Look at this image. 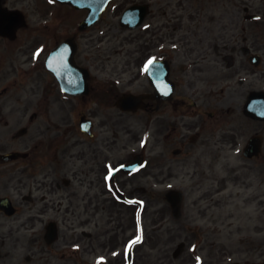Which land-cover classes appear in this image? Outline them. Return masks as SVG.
<instances>
[{
    "label": "rangeland",
    "instance_id": "1",
    "mask_svg": "<svg viewBox=\"0 0 264 264\" xmlns=\"http://www.w3.org/2000/svg\"><path fill=\"white\" fill-rule=\"evenodd\" d=\"M133 3H146L149 14L141 26L128 29L119 17ZM83 14L70 11L69 17L81 20ZM163 23L176 42L164 48L175 65L189 69L194 83L180 86V110L132 115L109 105L108 115L116 117L112 167L137 154L141 167L116 176L117 198L104 191L103 181L100 207L95 211L98 202L86 200L84 213L77 207L64 213L67 200L54 198L47 213H35L28 181L19 211L11 217L0 213V264H126L130 245V264H264V143L258 159L242 156L252 134L264 138V120L242 116L249 94L264 91V0H114L80 40L85 63L103 69V79L124 69L128 83L131 55L147 46L148 59L159 57ZM181 36L190 41L187 59ZM206 41H212V51L202 46ZM198 52L203 69L193 71ZM253 53L261 56L258 67L248 61ZM140 82L116 91H142ZM174 147L182 153L173 155ZM170 190L181 195L176 217L165 197ZM4 193L17 202L13 189ZM95 233L99 239L91 242Z\"/></svg>",
    "mask_w": 264,
    "mask_h": 264
},
{
    "label": "flooded vegetation",
    "instance_id": "2",
    "mask_svg": "<svg viewBox=\"0 0 264 264\" xmlns=\"http://www.w3.org/2000/svg\"><path fill=\"white\" fill-rule=\"evenodd\" d=\"M40 3L42 8L37 7V0H0V154L19 153L13 160L0 161V191L11 188L17 194L14 204L17 213L26 198L23 187L30 181L31 196L37 207L35 213L52 209L54 205L50 206L49 199L53 198L67 200L64 213H76V207L84 213L86 200L96 203L100 198L103 177L109 166L115 164L116 117L108 115L106 110L117 96L116 87L141 80L139 85L145 89L143 92L152 91L143 66L148 51L131 55L134 65L127 67L128 83L123 82L124 69H114L110 79H103V69L94 70L85 65L81 44L85 30L78 28V20L69 17V6L55 0H40ZM34 15L39 18L32 22ZM167 29L165 23L159 27L162 35L158 39V58H167L171 63L170 79L175 84L172 97L161 101L158 109L156 100L146 99L145 108L136 113L164 114L168 107L177 112L183 100L180 86L185 83L188 88L194 87L192 76H188L189 69L175 65L164 48L167 41L176 43ZM69 38L76 43L74 62L77 67L72 76L68 68L66 76L74 85L82 80L83 69L87 68L88 92L74 95L63 92L59 78L46 66L49 52ZM195 41L198 47L199 40ZM178 42L185 47L184 58L187 59V53L192 51L190 41L181 36ZM202 46L212 51L213 43L206 41ZM202 56L198 52L191 59L194 60L193 71L203 69ZM83 115L92 120L91 134L76 129V117ZM113 180L108 177V182ZM97 209L95 205V211ZM0 213L4 212L0 210Z\"/></svg>",
    "mask_w": 264,
    "mask_h": 264
},
{
    "label": "water",
    "instance_id": "3",
    "mask_svg": "<svg viewBox=\"0 0 264 264\" xmlns=\"http://www.w3.org/2000/svg\"><path fill=\"white\" fill-rule=\"evenodd\" d=\"M62 2L70 3L77 8L86 7L89 9V14L86 19L81 23V26H88L100 16L102 10L105 8L106 4L109 0H59ZM147 12V8L145 5H133L129 7L122 15V22L128 23L130 26H135L141 23ZM255 59L257 57L255 56ZM159 62H152L150 66L157 65ZM140 97L133 95H126L119 99L118 105L122 109H128L131 105H135L139 103ZM247 112L252 113L253 115L264 117V94L256 93L252 94L247 103ZM261 138L259 136L253 137L249 141V146L247 148L246 154L248 151L250 154H257L260 150ZM137 164H131L127 166H121L119 169L130 170L136 168ZM173 198H175V194L173 193ZM0 204L7 208L9 206V201L7 199H0ZM7 214H12L10 211Z\"/></svg>",
    "mask_w": 264,
    "mask_h": 264
},
{
    "label": "snow or ice",
    "instance_id": "4",
    "mask_svg": "<svg viewBox=\"0 0 264 264\" xmlns=\"http://www.w3.org/2000/svg\"><path fill=\"white\" fill-rule=\"evenodd\" d=\"M151 63H152V61H149V64H151ZM139 240H140V237L138 236V237H137V240L134 241L133 243H137V242H139Z\"/></svg>",
    "mask_w": 264,
    "mask_h": 264
}]
</instances>
